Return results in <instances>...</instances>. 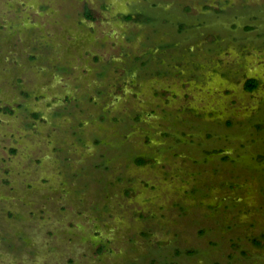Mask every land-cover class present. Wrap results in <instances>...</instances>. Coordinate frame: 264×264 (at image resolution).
Returning <instances> with one entry per match:
<instances>
[{"label":"rangeland","instance_id":"374dc122","mask_svg":"<svg viewBox=\"0 0 264 264\" xmlns=\"http://www.w3.org/2000/svg\"><path fill=\"white\" fill-rule=\"evenodd\" d=\"M0 264H264V0H0Z\"/></svg>","mask_w":264,"mask_h":264},{"label":"trees","instance_id":"16d2710c","mask_svg":"<svg viewBox=\"0 0 264 264\" xmlns=\"http://www.w3.org/2000/svg\"><path fill=\"white\" fill-rule=\"evenodd\" d=\"M128 19H131L130 15ZM245 87L248 91H253L257 87V82L254 78H248L245 82ZM143 160L141 159L140 162Z\"/></svg>","mask_w":264,"mask_h":264}]
</instances>
